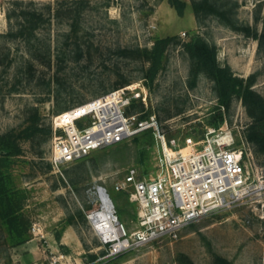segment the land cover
<instances>
[{
    "label": "rangeland",
    "instance_id": "obj_1",
    "mask_svg": "<svg viewBox=\"0 0 264 264\" xmlns=\"http://www.w3.org/2000/svg\"><path fill=\"white\" fill-rule=\"evenodd\" d=\"M183 1L180 15L169 0H0V155L12 198L22 203L18 229L22 218L27 222L20 239L0 207V264H216L220 257L230 264H264V221L247 205L199 218L176 238L106 256L88 219L93 208L87 191L105 185L120 221L135 227L133 188L117 190L114 182L130 165L137 178L154 168L152 134L59 166L51 161L52 117L123 84L144 85L155 40L171 36L145 86L146 113L156 115L167 136L197 135L220 106L219 125L226 119L239 129L264 166V155L246 137L253 115L242 95L232 93L222 105L215 81L185 48L194 37L215 45L218 63L243 83L252 76L250 87L264 101V0H215L241 29L215 13L198 19L191 0Z\"/></svg>",
    "mask_w": 264,
    "mask_h": 264
},
{
    "label": "built area",
    "instance_id": "obj_2",
    "mask_svg": "<svg viewBox=\"0 0 264 264\" xmlns=\"http://www.w3.org/2000/svg\"><path fill=\"white\" fill-rule=\"evenodd\" d=\"M134 102L147 107L145 85L125 84L52 117L51 161L57 166L149 130L157 144L153 169L137 178L138 169L130 165L114 182L117 190L133 188L135 227L127 229L120 221L105 185L94 195L88 191L93 208L88 219L106 256L161 237L176 238L185 225L222 208L254 206L264 221V166L257 164L239 129L225 119L218 126L205 125L197 138L191 133L167 136L155 114L131 110ZM85 117L89 120L82 121ZM108 207V217H94Z\"/></svg>",
    "mask_w": 264,
    "mask_h": 264
},
{
    "label": "trees",
    "instance_id": "obj_3",
    "mask_svg": "<svg viewBox=\"0 0 264 264\" xmlns=\"http://www.w3.org/2000/svg\"><path fill=\"white\" fill-rule=\"evenodd\" d=\"M170 4L176 9L178 14H183L186 2L183 0H169ZM192 10L199 19L202 12L215 13L219 15L224 24L230 26L233 29H241L235 22L232 21L230 16H227V11L221 9V5H218L215 0H191ZM245 30H249V27H243ZM257 38V36H254ZM171 36L160 37L155 40L152 50L150 51V67L144 78V85L148 88L155 74L157 73L165 48L171 40ZM185 48L189 55L193 59L199 61V67L205 71V73L211 77L219 90V99L222 105L229 104V98L232 93L241 94L244 102L248 105V109L253 115V121L247 129L246 137L255 146L256 150L264 155V101L263 99L251 89L252 76H249L248 81L243 83V78L232 74L230 68L225 65L221 66L216 58V47L213 44L208 43L201 37L191 38L190 41L185 43ZM124 85V84H123ZM139 106L140 110H144L143 116L149 115L146 113V109L142 102H134L132 107ZM259 108V113H255L254 109ZM36 118H38L36 116ZM222 120V112L220 106H218L217 115H213L209 119V123L215 126L219 125ZM145 133L152 134L151 131ZM202 133V132H201ZM193 135L197 138L201 135ZM4 156L0 155V207L1 215L7 223H13L12 229L16 232V235L22 239L23 231L27 230V222L24 218L20 222L18 229L16 220L18 216L22 217L19 213L22 203L19 200L14 201L11 195L13 188L9 185L7 175L2 169V160ZM5 202V203H4ZM94 257V255H92ZM216 264H230L225 258H218Z\"/></svg>",
    "mask_w": 264,
    "mask_h": 264
},
{
    "label": "bare ground",
    "instance_id": "obj_4",
    "mask_svg": "<svg viewBox=\"0 0 264 264\" xmlns=\"http://www.w3.org/2000/svg\"><path fill=\"white\" fill-rule=\"evenodd\" d=\"M98 190L102 192V190L99 188V185H94V184H92V186L90 187V189H88V191L91 192L93 195H94L96 192H98ZM88 191H87V192H88ZM103 196H104V195H103ZM108 215H110V209H109V207H108V212H105L104 214H103V213H97V214L94 215V217H95L97 220H101V219H103L104 217H108Z\"/></svg>",
    "mask_w": 264,
    "mask_h": 264
}]
</instances>
